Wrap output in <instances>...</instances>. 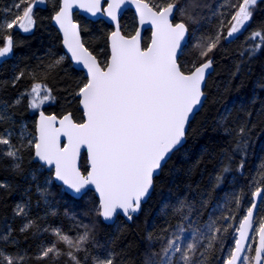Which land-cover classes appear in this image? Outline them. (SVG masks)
<instances>
[{
	"label": "snow or ice",
	"instance_id": "obj_1",
	"mask_svg": "<svg viewBox=\"0 0 264 264\" xmlns=\"http://www.w3.org/2000/svg\"><path fill=\"white\" fill-rule=\"evenodd\" d=\"M46 2L48 0H13L12 6L4 10L12 16L0 20V62H6L19 46L6 30L17 28L30 33L37 23L34 8ZM51 2L57 8L52 19L63 34L62 43L78 70L85 72V79L73 93L79 98L85 120L78 123L71 112L58 116L43 110L45 104L55 101L52 89L45 82L47 76L59 69L64 60L50 52L52 58L41 66L42 72L28 73L33 80L30 87L12 104L0 102V126L15 124L8 109L19 106L25 97L28 109L38 114L34 133L26 124L20 125L18 135L8 127L0 132V160H9L7 167L21 175H24L25 161L34 162L37 167L28 170L25 180L30 178L35 183L45 203L51 195L48 188L53 181L60 182L78 198L94 188L98 193V203L92 210L95 215L106 222L119 215L131 221L155 193V179L172 156L184 147L191 131L190 120L207 100L205 80L213 67L209 53L218 47L221 37L232 40L245 29L258 0L232 3L230 6L236 11L227 23L221 20L214 36L200 37L189 31L190 25L197 23L196 0H185L182 5L181 0H60L58 5L56 0ZM126 5L135 7L139 26H150V43L142 44L140 27L133 35L122 33L120 16ZM73 9L107 18L115 26L108 34V53L103 58L98 59L97 54L85 47L81 26L73 20ZM249 39L259 41L248 49L251 53L264 47V32L257 30ZM188 46L197 50L190 64L182 62ZM197 59L203 62L197 63ZM24 77L25 72L20 71L12 80L13 86ZM245 127L241 126L237 133L240 139L236 149L242 156L238 164L240 171L244 169L243 156L247 155L248 147ZM62 137L65 138L63 146ZM82 148L86 149L88 157L84 171L78 163ZM228 171L229 167L223 169V172ZM37 173L43 177V183ZM216 179L219 183L223 176ZM255 183H264V164ZM9 188L11 184L0 181V189ZM233 201L234 208L228 204L217 205L213 213L221 214H210L206 222L201 221V211L187 198L178 200L175 205H165L164 208H171L170 215L179 216V220L175 225L166 223L155 237L153 232H147L145 239L149 247L159 241L160 248L146 257L145 264H210L212 256H215L212 264H264V208H258V202L264 204V187H255L238 221L236 213L242 207L241 194L234 196ZM27 207L24 203L17 204L15 215L27 217ZM83 227L85 231L75 237L60 228L42 229L50 231L55 239L50 244H41L35 259L56 261L66 256V264H86L89 260L91 264H115L116 253L110 248L89 255L85 245L93 238L92 231L88 225ZM31 228L41 231L35 221L27 220L20 232ZM230 230L234 235L226 255H217L225 253V237ZM250 233L254 235L250 237ZM16 243L11 228L6 233L0 232V264H26L27 252L8 251V247ZM253 243L257 244L254 249ZM60 244L65 248L58 247ZM96 247L103 246L97 244ZM78 253H84L83 258Z\"/></svg>",
	"mask_w": 264,
	"mask_h": 264
},
{
	"label": "trees",
	"instance_id": "obj_2",
	"mask_svg": "<svg viewBox=\"0 0 264 264\" xmlns=\"http://www.w3.org/2000/svg\"><path fill=\"white\" fill-rule=\"evenodd\" d=\"M59 2L60 0H56L57 5ZM238 2L242 0H196L194 15L197 23L190 25V33L195 32L196 37L214 36L221 20L227 23L236 11L230 5ZM184 3L185 0H181V5ZM12 4L13 0H0V20L11 19L12 13L4 10ZM56 10L51 0H48L34 8L37 23L30 33L17 28L6 30L12 33L19 46L14 48V55L8 57L6 62H0V102L12 104L33 83L28 73L42 72L41 66L52 58L50 52L55 53L56 56L64 57V60L59 69L47 76L45 82L52 89L55 101L45 104L43 110L46 114L58 116L71 112L74 120L80 123L83 121V114L79 99L73 93L78 83L85 79V75L75 70L64 54L61 36L52 23ZM75 20L81 26L85 46L97 54L98 59L103 58L108 53V34L113 31L112 27L103 20L90 22L78 15H75ZM85 28L87 31H83ZM136 28L134 13L126 12L121 20L122 33L133 35ZM227 30L225 27L224 32ZM257 30L264 32V0L257 3L250 23L241 34L232 40L221 37L218 47L209 53L213 59V72L205 86L207 100L190 124L191 131L187 134L184 147L172 156L155 179V193L143 205L141 213L130 222L120 217L114 225H105L92 211L98 203L93 192L76 200L56 186L54 181L48 188L51 195L45 203L36 191L35 183L30 178L25 180L28 170L37 167L34 162L30 164L26 160L24 175H21L13 173L7 167L9 160H0V181L11 184L9 189H0V232L6 233L11 228L12 236L17 241L15 245L8 247V251L13 254L27 252L29 259L26 264H66V256H61L56 261L35 259L39 246L50 244L55 239L50 231L44 232L42 229L60 228L75 237L85 231L84 225H88L93 238L85 247L90 256L110 248L116 253L115 264H145L146 257L151 256L152 252H158L160 248L159 241L149 247V242L145 239L147 232H153L155 237L166 223L175 225L179 220V216L170 215L171 208L166 209L165 205H175L178 200L187 198L195 205L196 210L201 211V221L206 222L210 214H221L219 211L213 213L217 205L228 204L234 208L233 197L241 194L242 207L236 213V221L241 219L244 206L251 200L255 187H264V183H255L261 173V165L264 164V47L254 54L248 51L259 42L249 39L251 33ZM149 40L148 32L144 37V44L149 43ZM196 52L195 48L188 46L182 62L190 64L196 57ZM196 62L203 61L197 59ZM20 71L25 72V77L13 86L12 80ZM27 100L25 97L19 106L8 109L15 124L0 126V132L8 127L19 134L21 124H26L29 131L35 132L37 114L28 109ZM241 126H246L248 142L247 155L243 156V171L238 170L242 156L236 149L240 139L237 133ZM13 141L15 142V137ZM87 167V158L83 155L81 170L84 171ZM225 167H229L230 171L223 172ZM37 175L40 183H43V177L39 173ZM217 176H223L219 183ZM19 203L28 205L27 217L15 215L14 208ZM260 208H264V204ZM53 211L55 215L51 214ZM27 220L35 221L41 231L31 228L27 232H20ZM236 221L219 222L235 225ZM233 235L230 230L225 237V253L217 255H226ZM97 244L103 247L97 248ZM58 247L65 248L63 244ZM78 255L83 258L84 253ZM213 261L215 256L210 258V264ZM86 264H91V261Z\"/></svg>",
	"mask_w": 264,
	"mask_h": 264
},
{
	"label": "water",
	"instance_id": "obj_3",
	"mask_svg": "<svg viewBox=\"0 0 264 264\" xmlns=\"http://www.w3.org/2000/svg\"><path fill=\"white\" fill-rule=\"evenodd\" d=\"M259 1H260V0H258V2H259ZM128 11H132V12L134 13L135 17H136L137 28L140 27V31H141V41H142V44H144V37H145L146 33H148V32L150 33V40H151L152 32L149 30V29H150V26H149V25H144V26L141 27V26L138 25V14L136 13L135 7H134L133 5H126L125 8L122 10V14H121V16H120V27H121V20H122L124 14H125L126 12H128ZM75 15H78V16H80V17H82V18H84V19H86V20H88V21H90V22H98V21L103 20V21H105L109 26H111L113 30H115V26H114L112 23H110V22L107 20V18L93 17V16H91V14L86 13L83 9H73V20H74L75 22H77V21L75 20ZM52 23H53L54 28L59 32V34H60V36H61V39L63 40V34H62V32L59 30L58 25L55 24L54 20H53ZM77 23H78V22H77ZM79 25H80V24H79ZM137 28H136V30H137ZM121 31H122V30H121ZM81 38H82V41H83L82 32H81ZM189 38H190V37H186V40L189 39ZM150 40H149V43H150ZM85 47H86V46H85ZM62 48H63L64 54L69 58V60H70V62H71V64H72V66H73V68H74L75 70H77V71H80V70H78V66H77V65L71 60V58H70V53H68V51H67L66 47L63 45V43H62ZM80 72L84 73V75H85V72H84V71H80ZM212 72H213V67H212L211 69H209V72H208V74L206 75L205 86H206L207 79H208V77L210 76V74H211ZM204 90H205V89H204ZM78 99H79V98H78ZM79 107H80V110L82 111V114H83V121H84V120H85V116H84V112H83V109H82V107L80 106V104H79ZM200 110H201V109H200ZM200 110H199V112H200ZM199 112H198V113H199ZM198 113H197V114H198ZM197 114H196V115H197ZM196 115H195V116H196ZM194 118H195V117H194ZM37 119H38V114H37V116H36V121H37ZM83 121H82V122H83ZM192 121H193V119L190 120V124H191ZM64 142H65V138L62 137V138H61V145H62V146H63ZM185 143H186V142H185ZM184 145H185V144H184ZM83 155H86V158H87V165H88V157H87L86 149H85V148H82V149H81V153H80V157H79V161H78V163L80 164V166H81V160H82ZM54 183H55L56 186L61 187V188L64 190V192H65L67 195L71 196L72 198H74V199H76V200H79V199L82 198V197H81V198H78L77 196H74L70 191L66 190V188H65L64 186H62L60 182L54 181ZM90 191L93 192V193L95 194L96 198L98 199V193L94 190V188H90V190H89L88 192H90ZM88 192H87V193H88ZM148 200H149V199H148ZM148 200L142 204V206H141V211H142L143 205L146 204V203L148 202ZM260 206H261V203L258 202V208H260ZM141 211H140L139 213L135 214L133 217H137V216L141 213ZM120 217H121V218H124L125 220H127L128 222H130L125 216H123V215H119L118 218H120ZM118 218L114 219V220L111 221V222H106V221H103L102 219H101V220H102V222H103L105 225L112 226V225H114V224L117 222ZM249 235H250V237H251V236L254 235V234H253V233H250ZM257 239H258V238H257ZM256 246H257V244L255 243V244H254V248H255Z\"/></svg>",
	"mask_w": 264,
	"mask_h": 264
},
{
	"label": "rangeland",
	"instance_id": "obj_4",
	"mask_svg": "<svg viewBox=\"0 0 264 264\" xmlns=\"http://www.w3.org/2000/svg\"><path fill=\"white\" fill-rule=\"evenodd\" d=\"M255 9H256V6H255L254 9H253V14H254V12H255ZM252 17H253V16H252ZM250 21H251V20H250ZM250 21L246 24L245 29H246V27L248 26V24L250 23ZM245 29H242V31H241L240 33L235 34V37L238 36L239 34H241ZM17 135H18V134H17ZM201 220H202V218H201ZM254 244H255V243L252 244L253 249H254Z\"/></svg>",
	"mask_w": 264,
	"mask_h": 264
}]
</instances>
